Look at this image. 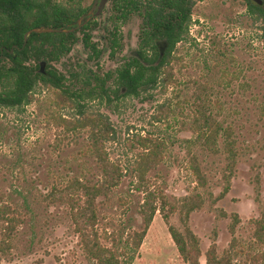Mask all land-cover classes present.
I'll return each instance as SVG.
<instances>
[{
    "label": "rangeland",
    "instance_id": "obj_1",
    "mask_svg": "<svg viewBox=\"0 0 264 264\" xmlns=\"http://www.w3.org/2000/svg\"><path fill=\"white\" fill-rule=\"evenodd\" d=\"M36 1L38 5L51 4L69 11L91 2ZM148 1L152 0H140V11L129 12L123 20L116 18L113 6L108 4L103 15L107 21L102 26L112 31L117 28V58L139 47L142 13ZM193 2L188 32L171 53L170 76L166 74L165 80L160 78L155 86L138 95L114 96L120 64L110 49L97 63L88 61L86 65L89 51L78 41L71 51L50 64L66 75L67 85L71 83L67 69L73 68L78 79L72 87L77 90L88 84L91 88L96 83L94 73L100 78L106 73L111 75L105 81L109 100L85 96L81 101L86 112H99L109 118L113 137L106 149L123 171L118 186L107 197L98 199V229L103 243L112 244L106 235H114L121 242L128 233L143 227L139 208L145 190L161 192L170 205L184 196L200 194L202 205L189 214L187 226L199 240L201 262H205L209 246L215 244L219 256L231 252L233 264H243L247 254L263 249L255 236L256 221L264 219L262 16L250 12L245 0ZM23 12L28 18L38 9L30 6ZM102 26L91 35L99 48L105 44L100 36L105 30ZM123 92L120 89V95ZM33 94L30 104L0 105V203H10L19 217L9 238H5L7 222L0 218V243L4 238L7 241L0 245V264H90L69 208L47 197L52 190L50 174L64 179L83 175L90 182L99 178L96 162L86 150L87 133L67 134L55 125L52 116L72 117L76 110L57 105L59 93L53 86L38 83ZM203 102L207 114L233 129L240 152L230 172L223 151H211L195 140V110ZM155 146L156 166L140 179L139 160ZM219 146L222 149L221 137ZM193 157L205 177L203 184L190 170ZM155 201L159 210L131 264H185L169 232L170 226L183 230L179 212L170 211V205L162 209L160 199ZM232 214L239 218L234 236L230 232ZM233 237L235 246H231Z\"/></svg>",
    "mask_w": 264,
    "mask_h": 264
},
{
    "label": "trees",
    "instance_id": "obj_2",
    "mask_svg": "<svg viewBox=\"0 0 264 264\" xmlns=\"http://www.w3.org/2000/svg\"><path fill=\"white\" fill-rule=\"evenodd\" d=\"M250 12H257L262 16L261 38L264 42V10L259 5L245 0ZM140 0H114L113 9L120 20L125 19L129 12L140 11ZM193 0H152L143 8V28L139 37V47L130 51L125 56L117 58L115 51L120 47L117 28L109 30L105 28V44L99 48L91 41V34L85 32L81 40L84 49L89 54L86 65L90 61L98 62L105 50L110 49V54L120 66L116 69L115 80L117 89L114 96L138 95L140 91L155 86L159 79L170 76L169 64L171 53L176 44L184 38L188 32L191 19ZM36 6L38 12L26 18L23 8ZM78 12L65 10L51 4L38 5L36 0H0V105L20 106L30 104L33 98V90L38 83L53 86L57 89L58 106L65 109L76 110L72 117L62 115L52 116L55 125L61 127L65 133H79L85 131L86 150L96 162L99 178L90 182L83 175L71 176L67 179L62 175H52V190L47 197L53 202L66 205L74 222V230L79 236L80 246L85 258L90 264H131L143 239L152 223L154 215L159 210L156 199H160L162 209L170 205L161 192L145 190L144 200L139 208L142 215L143 227L128 233L125 240L118 242L114 235L111 246L103 243V234L99 232V198L107 197L118 186L122 178V168L112 161L106 149V143L112 140L113 128L109 118L102 113L86 112L85 105L81 103L85 96L89 99H110L109 90L105 87V81L111 77L106 73L100 78L93 74L96 83L89 88L74 89L72 84L78 79L73 68L67 69L71 83L67 85L66 75L52 66V60H58L61 55L71 51V48L79 41L74 33H32L24 43L25 33L41 25L52 24L55 27H63L71 22ZM88 30L98 29L99 23L85 26ZM108 36V37H107ZM39 40V43H35ZM47 61L44 72L40 70V63ZM89 61V62H88ZM88 62V63H87ZM97 65V64H96ZM165 77V78H164ZM120 89L124 92L120 95ZM201 98H199V101ZM200 105V103H198ZM206 107L201 105L195 110V140L204 144L207 149L218 152L223 151L227 159V169L230 172L236 162L239 149L233 137L231 126H223L206 113ZM222 138V149L219 146V138ZM190 162V170L197 181L205 183L199 165L195 158ZM158 161L157 146L149 149L140 158V179H143L147 170L156 166ZM63 185V186H62ZM200 194L184 196L177 204L170 205V211H178L184 228L182 231L174 226L169 227L170 236L177 248L181 260L185 264H233L231 252L218 255L216 245L212 244L204 254L205 262H201V248L197 236L187 226L189 214L202 205ZM10 203H0V218L7 222L5 238L12 235V227L19 221L18 214ZM167 220V214L164 215ZM239 222L237 214H232L230 232L235 233V226ZM256 242L263 249L254 254H247V260L243 264H264V219L256 221ZM2 239L0 245L7 243ZM233 237L231 246H235ZM233 248V247H231Z\"/></svg>",
    "mask_w": 264,
    "mask_h": 264
},
{
    "label": "flooded vegetation",
    "instance_id": "obj_3",
    "mask_svg": "<svg viewBox=\"0 0 264 264\" xmlns=\"http://www.w3.org/2000/svg\"><path fill=\"white\" fill-rule=\"evenodd\" d=\"M113 1L114 0H106V4L103 6L101 12L98 13V9L100 7L102 0H91V2L88 5L86 6L84 5L83 7L82 6L78 7V9L74 10V12L79 13L78 16H76V18H74L71 22L65 24V26L63 27H68L69 25L74 23L76 20L83 17L81 21V24H82L81 27L76 29L74 32H69V33H74L77 38H78V34H81V38H78V40L81 41L82 37L84 36L83 34L85 32L88 31L92 35L94 31V29L88 30L85 26L87 25L92 26L96 22L99 23V25L101 26L105 24L107 20L103 18L104 12L106 11L108 4L111 3V5L113 6ZM250 1L263 8L264 0H250ZM90 12H92L91 15L89 17H86V15L89 14ZM69 33H65V34H69ZM105 35H106L105 30H102V34L100 36L103 39H105Z\"/></svg>",
    "mask_w": 264,
    "mask_h": 264
},
{
    "label": "water",
    "instance_id": "obj_4",
    "mask_svg": "<svg viewBox=\"0 0 264 264\" xmlns=\"http://www.w3.org/2000/svg\"><path fill=\"white\" fill-rule=\"evenodd\" d=\"M106 4V0H102L100 7L98 9V13L101 12L103 6ZM92 12H90L89 14L86 15V17H89L91 15ZM82 18H79L78 20H76L74 23H72L71 25H69L68 27H52V26H38V27H33L31 29H29L25 35H24V43L27 42L28 37L30 36V34L32 33H69V32H74L76 29L81 27V21ZM44 67H45V62H41L40 63V70L42 72H44Z\"/></svg>",
    "mask_w": 264,
    "mask_h": 264
}]
</instances>
